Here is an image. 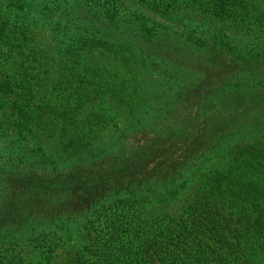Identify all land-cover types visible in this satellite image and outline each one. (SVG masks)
<instances>
[{"label": "trees", "instance_id": "trees-1", "mask_svg": "<svg viewBox=\"0 0 264 264\" xmlns=\"http://www.w3.org/2000/svg\"><path fill=\"white\" fill-rule=\"evenodd\" d=\"M136 2L164 22L118 0L0 3V127L15 133L0 136V248L89 231L85 248L100 247L70 264H255L264 0ZM184 11L230 21L249 41L230 49ZM191 186L176 212L152 209Z\"/></svg>", "mask_w": 264, "mask_h": 264}, {"label": "rangeland", "instance_id": "rangeland-1", "mask_svg": "<svg viewBox=\"0 0 264 264\" xmlns=\"http://www.w3.org/2000/svg\"><path fill=\"white\" fill-rule=\"evenodd\" d=\"M6 0H0V3H5ZM120 3L130 9H135L137 11H140L145 16L152 20H156L158 22H164V20L160 17H157L155 14H152L148 10H146L144 7H142L140 4L136 2V0H118ZM263 1V0H262ZM91 18V17H90ZM94 20V18H91ZM184 23L187 22H194V23H204L206 21V26L209 28L216 27L219 31V36L222 38L221 40L224 41L225 45L232 49L237 44H240L241 42H248V36L246 33H244V30L239 29L234 23L230 21H220L218 19H203L199 14L192 12V11H184V17L181 18ZM176 28V27H175ZM163 38L165 41L166 48L171 46L173 41H171L169 38L166 37H159L156 41V44L159 43L160 39ZM168 45V46H167ZM168 54V53H167ZM169 55V54H168ZM106 59V56L103 57ZM108 59V58H107ZM112 59V57H111ZM111 59H108L111 60ZM197 57L194 56V60H196ZM114 61V60H112ZM112 65H117L120 68L123 66L121 63L118 62L115 63L111 62ZM200 64L203 66V69L206 67L207 62L204 60L200 62ZM200 66V65H199ZM136 69L140 70L139 67H127L126 70H134L135 72H138ZM139 78L142 79L143 76L139 75ZM259 134H256V136ZM0 136L3 139H8L9 136H15V133L9 130H5L4 128L0 127ZM252 137H255L254 134L249 135V139L246 141H251ZM261 138V137H259ZM264 141V138L261 139ZM47 146V145H42ZM47 153H50L51 151L46 148L45 149ZM219 159H216L214 161H211L207 164V169L205 168L202 172V175H208L210 173V169L215 168L218 165ZM202 176H199L197 180L195 181L198 184V181L201 180ZM192 186L183 191L176 200L172 201L171 203L165 204V205H156L154 208L155 212L160 213L167 211L169 213H174L177 211V209L181 206L183 199H188L190 197V194L192 193ZM150 209V210H152ZM90 230V228H89ZM89 231H86L84 233H77L75 236L71 237L70 239H66L62 242H58L57 240L55 243H57L56 246L49 245L50 241V235H47L46 233L42 231H35L34 234L25 235L21 239H17V241L12 240L13 244L5 243L0 248V264H70L73 262L75 254L76 253H83L85 248V245L87 244L86 238L89 241V237L87 236V233ZM95 233H93V236ZM100 242H95L92 244V247L90 249H86L89 251L90 254H87V257L92 259L93 257L89 255H93L91 253V249L100 247ZM264 260V252L259 255V257L256 259L255 264H261V262Z\"/></svg>", "mask_w": 264, "mask_h": 264}]
</instances>
